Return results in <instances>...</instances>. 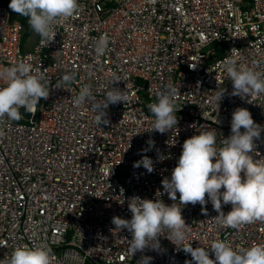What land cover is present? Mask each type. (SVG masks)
Returning a JSON list of instances; mask_svg holds the SVG:
<instances>
[{
  "label": "built area",
  "instance_id": "1",
  "mask_svg": "<svg viewBox=\"0 0 264 264\" xmlns=\"http://www.w3.org/2000/svg\"><path fill=\"white\" fill-rule=\"evenodd\" d=\"M79 4L73 17L54 27L52 42H42L34 32L36 40L26 49L25 26L0 3V68L30 63L33 74L50 84L49 97L39 101L35 114L20 109V121L0 120V260L17 246L47 244L53 264H138L142 256L151 257L150 264H185L192 257L180 248L188 244L209 248L223 240L234 249L264 244V221L237 228L217 224L211 202L206 211L199 203L179 205L188 226L184 244L160 236L158 250L134 256L131 233L112 223L114 216L131 219L129 198L155 200L156 192H163L161 181L171 178L184 141L198 135V128L214 129L219 146L231 134L238 107L264 126V95H231L233 85L222 67L234 59L238 66L264 73V0ZM101 35L110 44L98 56L95 40ZM72 71L77 73L74 84L55 87ZM85 85L96 99L113 85L125 92L126 103L106 110L108 125L97 127L90 103H74ZM169 85L180 92L178 124L160 134L151 131L147 106ZM218 88L226 89L219 106L213 101ZM255 144L251 155L264 159V132ZM142 155L153 160L152 173L134 167ZM160 199L173 203L167 194ZM222 211H231V204H222ZM209 257L215 259L210 249Z\"/></svg>",
  "mask_w": 264,
  "mask_h": 264
},
{
  "label": "clouds",
  "instance_id": "2",
  "mask_svg": "<svg viewBox=\"0 0 264 264\" xmlns=\"http://www.w3.org/2000/svg\"><path fill=\"white\" fill-rule=\"evenodd\" d=\"M9 8L26 17L42 42L49 44L55 37L54 27L73 17L80 10V4L79 0H10ZM109 44L110 38L106 35L96 38V54L104 55L109 50ZM222 67L233 85L231 95L241 98L264 95V73L238 66L234 59H226ZM76 80V72H66L55 87L67 89ZM49 90V82L41 75L33 74L30 63L21 61L0 68V120L7 117L20 121L23 119L20 109L35 114L39 101L49 97ZM225 91L220 88L215 91L213 101L218 106ZM179 93V89L169 85L157 94L155 102L148 104L153 117L151 131L164 134L176 128V113L180 110L176 106V98ZM126 101L125 92L114 85L104 92L102 99H96L90 85L81 87L74 98L77 106L91 104L97 127L110 123L106 111L109 105ZM198 132V135L184 141L171 178L161 181L163 192L158 190L155 200L138 196L129 198L131 219L112 218L115 228L131 233L128 244L132 256L149 248L158 250L160 236H165L176 246L184 244L188 226L179 205L199 203L206 211L204 206L211 202L218 213L214 218L217 224L232 228L264 221V159H254L251 155L256 149L255 141L264 132V126L253 120L249 110L238 107L232 113L231 134L219 140V146L214 129L198 128ZM3 134L0 131V136ZM148 144L154 146V141L149 140ZM147 150H142V153ZM141 166L148 173L154 171L153 160L147 155H142V159L134 163V167ZM177 193L179 204L176 203ZM164 194L173 201L170 206L160 199ZM222 204H231V211L225 214ZM165 231L168 235L163 234ZM180 249L192 257V261H185V264H264V244L234 249L229 243L216 240L209 248H193L188 244ZM209 249L214 254V260L209 257ZM151 259L142 256L138 264H150ZM53 261V251L47 244L21 245L15 247L10 255H5L0 264H53Z\"/></svg>",
  "mask_w": 264,
  "mask_h": 264
},
{
  "label": "trees",
  "instance_id": "3",
  "mask_svg": "<svg viewBox=\"0 0 264 264\" xmlns=\"http://www.w3.org/2000/svg\"><path fill=\"white\" fill-rule=\"evenodd\" d=\"M2 4L9 6L10 2H6V3H2ZM13 13H14V17L20 19L26 28L25 37H24V42H26L27 38L31 37L34 34V31L29 26L28 19L26 17L20 16L19 14L15 13V12H13Z\"/></svg>",
  "mask_w": 264,
  "mask_h": 264
},
{
  "label": "rangeland",
  "instance_id": "4",
  "mask_svg": "<svg viewBox=\"0 0 264 264\" xmlns=\"http://www.w3.org/2000/svg\"><path fill=\"white\" fill-rule=\"evenodd\" d=\"M6 2H10V0H0V3H6ZM36 40V35L32 36L28 41L25 42V48L26 49H29L33 46L34 42Z\"/></svg>",
  "mask_w": 264,
  "mask_h": 264
}]
</instances>
